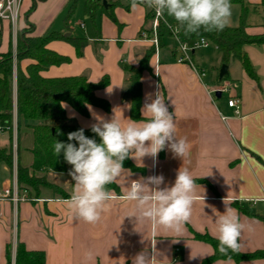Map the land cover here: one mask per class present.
<instances>
[{"label":"crops","instance_id":"obj_1","mask_svg":"<svg viewBox=\"0 0 264 264\" xmlns=\"http://www.w3.org/2000/svg\"><path fill=\"white\" fill-rule=\"evenodd\" d=\"M92 1L96 0H77L74 12L82 2L92 21L88 12ZM99 1L96 24L92 22V28L89 31L85 29L83 35L71 22L74 0H41L28 15L33 0H23L16 27L9 21L0 20V53L7 52L11 43L15 51L18 30L30 26L33 36L60 33L64 37L88 40L81 57L76 55L75 48L68 42L51 41L48 48L70 58V61L52 66L44 73L45 77L52 78L85 75L92 83L108 76L109 85L97 90L96 95L109 103V111L88 106V116H82L65 105L67 117L84 129L91 128L98 118L111 119L115 116L122 124L134 121L130 115V101L124 98L128 75L121 64L138 66L146 51L153 46L149 41L152 38V34L149 35L152 22H146L149 8L139 6L132 9L130 0H106V8L103 0ZM244 1L249 7L250 27L247 32L261 33L260 17L254 7L262 0ZM110 11L119 25L108 16ZM240 13L241 6L238 24ZM81 26L86 28L84 23ZM144 32L147 33V40L141 37ZM199 50L201 52H197ZM199 50L191 54L195 66L205 71L202 78L192 66L177 62L176 38L164 41L163 47H159L151 60L152 71H145L142 75V119L136 121L147 118L142 109L159 91L169 111L173 112L177 137L186 138L190 144L189 155L182 160L165 149L155 160L150 157L142 161L130 158L142 171L125 169L115 179L119 190L111 191L114 199L107 202L101 220L94 224L75 219L69 207L74 188L70 171L49 172L46 175L48 182L60 188L62 193L42 188L37 198L30 200L27 197L17 204L10 196L0 198V264H6L8 244L13 246L14 264L18 241L24 243L28 250L44 251L46 264H133V258L140 252H147L149 257L154 254L153 264H202L205 258L212 255L213 248L195 239L194 234L217 238L215 220L225 207L234 211L245 225L239 238L240 251L251 253L264 250V45L246 47L259 82L250 79L241 64L230 63L228 79L224 82L231 86V92L226 99H223L224 94L217 98L211 93L219 83L222 67L216 46L210 43ZM27 64L28 61H23L22 68ZM207 66L212 68L211 71ZM232 96L240 100V115L228 106V99ZM15 136L19 152L15 154L13 171L0 163V194L18 188L17 161L25 167L33 163L32 130L21 124ZM5 143L2 133L0 145ZM181 167L187 168L195 179L196 197L190 220L179 233L153 225L149 220L137 223L135 217H126L134 211V202L124 199L132 180L163 176L161 187L170 186ZM26 195V192H19L21 199ZM211 264L237 263L220 260ZM239 264H264V259Z\"/></svg>","mask_w":264,"mask_h":264},{"label":"trees","instance_id":"obj_2","mask_svg":"<svg viewBox=\"0 0 264 264\" xmlns=\"http://www.w3.org/2000/svg\"><path fill=\"white\" fill-rule=\"evenodd\" d=\"M41 0H33L26 15L30 14ZM232 4L241 6L239 24L236 27L226 26L222 31L205 32L185 35L183 30L176 33L180 40L193 47L200 38L207 39L216 46L222 65L229 66L232 61H239L247 76L259 82V76L246 52L247 46L260 47L264 45V0L254 7L260 17L261 33L250 34L247 32L249 25V7L244 0H230ZM77 0L72 4L71 12L76 8ZM100 7V1H92L88 8L92 22L96 24V10ZM112 21L118 24L112 11L108 13ZM153 13L149 9L146 22H152ZM176 21L171 17L162 16L157 27L159 47H163L164 41L174 37L173 29ZM151 35V31L149 32ZM54 40L68 42L75 48L76 55L81 57L88 44L86 38L64 37L60 33H51L46 36H33L32 27L18 30L16 36V50L12 43L5 53H0V134L3 133L6 143L0 145V163L5 164L13 171L15 167V154L19 152L14 131V116L16 110V132H19L21 124H25L33 132V163L25 167L17 161L16 175L19 192H26L30 200L40 195L42 188H51L62 193L60 188L49 183L47 173H66L71 170L63 153L55 155L53 146L56 141L68 142V133L81 129L77 123L67 117L65 105H69L82 116H88V106L99 107L109 111L110 105L106 100L98 98L96 91L109 85V78L105 76L100 82L92 83L85 75L69 77H45L44 73L52 66H59L70 61V58L62 56L48 48V44ZM155 56V47H150L138 66H129L122 63L124 72L128 75L127 87L124 98L130 101V115L132 120L142 119V75L145 71L151 72V60ZM28 61L23 69L21 63ZM202 71V70H200ZM228 79L226 75L218 82ZM84 129V128H83ZM89 138L99 137L91 131L84 129ZM124 169L133 172L142 171L136 167L132 160L124 161ZM110 191H118V186L112 182L107 185ZM195 239L209 244L213 248L211 256L205 258L202 264H211L220 260H232L239 264L244 261L264 259V250H256L251 253L229 251L222 254L219 251V241L209 235L194 234ZM13 246L8 244L6 248V264H12ZM14 264H46L44 251L28 250L20 241L15 248Z\"/></svg>","mask_w":264,"mask_h":264},{"label":"clouds","instance_id":"obj_3","mask_svg":"<svg viewBox=\"0 0 264 264\" xmlns=\"http://www.w3.org/2000/svg\"><path fill=\"white\" fill-rule=\"evenodd\" d=\"M132 9L146 6L158 16L176 21L174 33L183 30L185 35L222 31L230 22V0H130ZM142 112L147 118L141 122L122 124L113 116L98 118L91 131L99 137L89 138L84 129L68 133V142L56 141L53 150L58 157L71 165L69 175L74 184L69 207L74 218L87 223H97L107 202L114 199L107 185L125 170L124 161L145 157L155 160L159 152L168 149L182 160L189 155L190 144L184 137H177L173 112L169 111L163 95L146 103ZM163 176H150L132 180L124 199L134 202V211L126 217H135L137 223L149 220L153 225L179 233L190 220L192 204L196 197V182L187 168H180L174 183L161 187ZM219 251L227 254L238 252L239 238L245 225L237 214L226 208L215 220ZM154 252V249H153ZM153 256L140 252L133 264H153Z\"/></svg>","mask_w":264,"mask_h":264},{"label":"built area","instance_id":"obj_4","mask_svg":"<svg viewBox=\"0 0 264 264\" xmlns=\"http://www.w3.org/2000/svg\"><path fill=\"white\" fill-rule=\"evenodd\" d=\"M23 0H0V20L3 21H9L13 25V27H16V24L19 20L20 16V8L22 5ZM150 9V8H149ZM153 13V20L151 25V34L152 38L149 40L153 46L155 47L156 54L159 50V43H158V37H157V27L159 20L162 18V16H158L156 12L153 9H150ZM143 39L147 38V33H142L141 36ZM174 38L178 40V56H177V62L180 64H188L194 68V70L197 72L198 76L200 78L205 76V71H200L195 64L192 61V52L197 48H206L209 46L210 42L205 38H200L197 40L193 47L188 46L186 43L182 42L178 35L174 33ZM216 92H221L222 94H230L231 92V86L226 82H219L215 87L212 88L211 93L215 96ZM216 97V96H215ZM228 106L230 108H233L236 115H240V100L235 98L234 96L230 97L228 99ZM14 131L16 135V114L14 116ZM16 139V136H15ZM16 147V144H15ZM10 196L12 201L17 204L21 200H25L27 198V195L24 199H21L19 196L18 188H15V191L10 192L6 191L4 194H0V198L4 199ZM15 255V253H14ZM15 258V256H14Z\"/></svg>","mask_w":264,"mask_h":264},{"label":"rangeland","instance_id":"obj_5","mask_svg":"<svg viewBox=\"0 0 264 264\" xmlns=\"http://www.w3.org/2000/svg\"><path fill=\"white\" fill-rule=\"evenodd\" d=\"M231 18H230V22H229V26L232 25V26H236L238 25V15H239V10H240V6L237 5V4H232L231 3ZM251 19L253 20V14L251 16ZM71 22L74 24V25H77V28L82 31V35H83V31L86 29L87 31H89V29L92 28V21L90 20L89 16L87 15V13L85 12V5L84 3L80 2L77 6V9L76 11L74 12V14L72 15V18H71ZM84 23L86 28L82 27L81 24ZM150 23V22H149ZM210 48L212 49L213 47L210 45ZM201 48H197L195 50H199ZM197 52H201L200 50L197 51ZM210 59V58H209ZM211 61H212V58H211ZM236 64H240L239 61H235ZM207 68L211 71V67L207 66ZM226 96L227 94H224L223 95V99H226ZM21 142H20V154L23 153L22 151V131L20 132V136H19Z\"/></svg>","mask_w":264,"mask_h":264},{"label":"water","instance_id":"obj_6","mask_svg":"<svg viewBox=\"0 0 264 264\" xmlns=\"http://www.w3.org/2000/svg\"><path fill=\"white\" fill-rule=\"evenodd\" d=\"M103 6L107 8L108 3L106 0H103ZM226 75H228V66L227 65H222L219 73V79L222 80ZM215 96L217 98L221 97V92H216Z\"/></svg>","mask_w":264,"mask_h":264}]
</instances>
